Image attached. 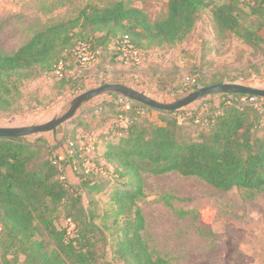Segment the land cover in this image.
<instances>
[{
    "label": "trees",
    "instance_id": "obj_1",
    "mask_svg": "<svg viewBox=\"0 0 264 264\" xmlns=\"http://www.w3.org/2000/svg\"><path fill=\"white\" fill-rule=\"evenodd\" d=\"M208 7L206 0H168L167 17L151 22L144 11L124 1L87 5L77 18L37 32L15 53L0 51V113L12 110L25 81L59 70L63 88L68 63H78L76 52L82 45L95 59L109 51L122 63L113 44L128 35L145 63L154 50L184 45ZM241 7L252 11L251 23L244 21ZM212 15L221 38L233 36L255 49L264 44V0H223ZM216 84L231 83L196 79L190 92ZM119 96L109 94L113 99ZM239 96L210 95L204 107L215 114L208 126L194 120L179 123L174 114L180 111L133 101L124 112L107 101L105 105L114 107L112 119L125 114L130 124L127 129L118 127L119 140L99 157L119 180L127 179L110 199L112 210L103 214L94 207L92 195L100 193L104 183L95 180L100 175L97 167L85 166L88 148L76 139L66 144V138L55 144L48 139H0V264H169L165 257L155 256L143 238L146 220L138 204L145 196L143 173L197 177L222 192L264 191V114L227 103ZM213 106L218 108L212 110ZM202 108L194 109L195 115ZM154 113L161 115V122L148 121ZM70 171L76 183L69 179ZM61 219L66 224H59Z\"/></svg>",
    "mask_w": 264,
    "mask_h": 264
},
{
    "label": "rangeland",
    "instance_id": "obj_2",
    "mask_svg": "<svg viewBox=\"0 0 264 264\" xmlns=\"http://www.w3.org/2000/svg\"><path fill=\"white\" fill-rule=\"evenodd\" d=\"M118 1L141 9L151 22L168 14V0H0V51L15 53L37 32L77 18L87 5L105 7ZM206 1L209 7L184 45L154 50L140 66L117 63L105 51L89 65L70 61L63 88L57 71L25 81L12 110L0 113V127L46 124L65 115L77 96L104 84L131 86L162 103L176 102L191 93L194 85L186 83L187 77L201 82L224 79L231 84L264 89V44L255 49L233 36H218L212 9L223 0ZM241 14L247 23L255 19L246 7H241ZM209 96L179 110L180 113L184 109L200 111V107L201 112L207 110L204 106ZM107 101L109 94H103L82 105L72 119L58 128L57 134L25 137L30 143L48 139L51 144L62 143L63 138L66 144L74 138L90 149L84 155L85 166L97 167L100 175L95 180L104 183L102 191L92 195L100 214L112 210L113 193L127 183L99 160L121 136L112 119L114 107L105 105ZM149 120L159 123L161 115L154 113ZM62 151L67 152L66 148ZM95 155L96 164L92 161ZM68 176L77 182L71 171ZM142 178L145 196L138 204L146 220L143 238L155 256L165 257L169 264H264V191L222 192L197 177L178 173H143ZM84 198L87 207L88 200ZM58 223L66 224L62 219Z\"/></svg>",
    "mask_w": 264,
    "mask_h": 264
},
{
    "label": "water",
    "instance_id": "obj_3",
    "mask_svg": "<svg viewBox=\"0 0 264 264\" xmlns=\"http://www.w3.org/2000/svg\"><path fill=\"white\" fill-rule=\"evenodd\" d=\"M119 94L133 100L135 102L141 103L149 108L175 112L179 111L201 98L212 94H240V95H256L264 97V89H257L248 86L238 85V84H216L207 87H203L197 91H194L187 95L185 98L178 100L173 103H162L156 101L144 93L122 84H104L98 88L89 90L81 95L77 96L67 111V113L60 118L54 119L43 125L20 127V128H1L0 127V139L2 138H20L27 137L35 134H43L48 132H55L57 129L65 122L72 119L82 105L91 101L92 99L101 96L103 94Z\"/></svg>",
    "mask_w": 264,
    "mask_h": 264
},
{
    "label": "built area",
    "instance_id": "obj_4",
    "mask_svg": "<svg viewBox=\"0 0 264 264\" xmlns=\"http://www.w3.org/2000/svg\"><path fill=\"white\" fill-rule=\"evenodd\" d=\"M113 49L118 53L117 60L129 66H140L144 63L145 56L143 52L132 43L128 35L118 38L114 44ZM76 58L78 63L81 65H89L95 61V55L89 50L85 45H82L77 49ZM59 74V70L57 71ZM188 85H194L196 79L194 77H187L185 79ZM109 101H114L117 105H120L124 112H128L133 106V100L120 95L117 99L109 97ZM227 103L231 106L243 108V107H253L260 114H264V97L256 95H240L239 97H231ZM183 113L174 114L175 119L182 123L186 120H194L195 124L201 126H208L209 117L212 114L208 110H204L198 115H195L193 109H184ZM144 114V112H142ZM117 127L127 129L129 127L130 121L125 114L119 115L115 120ZM72 146V144H71ZM90 152V149L88 148Z\"/></svg>",
    "mask_w": 264,
    "mask_h": 264
}]
</instances>
